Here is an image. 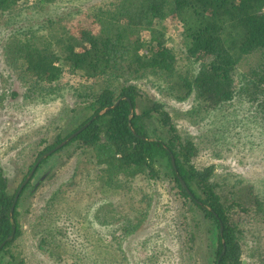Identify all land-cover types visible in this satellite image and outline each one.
<instances>
[{
    "label": "trees",
    "instance_id": "16d2710c",
    "mask_svg": "<svg viewBox=\"0 0 264 264\" xmlns=\"http://www.w3.org/2000/svg\"><path fill=\"white\" fill-rule=\"evenodd\" d=\"M73 1L0 0V19ZM170 21L180 31L172 48L166 45ZM57 24L45 33L15 30L2 47L5 62L23 79L26 100H50L57 92L51 85L67 73L79 81L80 105L90 112L64 138L47 144L48 138L41 139L38 144L46 145L34 149L24 175L86 125L42 159L31 177L50 157L73 148L64 190H54L33 216L39 248L61 264H120L112 253L119 245L105 243L101 227L109 234L135 233L150 217L151 183L165 177L177 203L173 222L181 210L199 211L216 230L213 264H241L243 219L254 220L264 233V192L255 193L243 179L217 181L213 166L197 169L194 160L206 152L221 156L220 146L231 153L234 139L240 152L241 140L249 149L261 142L264 148V0H101L89 6L83 21ZM141 82L178 102L192 100L184 115L195 125L206 121L204 139L180 135L163 105L140 91ZM151 122L157 130L149 133ZM227 129L241 132L228 136ZM154 132L159 134L151 137ZM25 188L10 213L17 189L10 191L0 167V264H24L17 209ZM65 253L72 261L61 258Z\"/></svg>",
    "mask_w": 264,
    "mask_h": 264
},
{
    "label": "rangeland",
    "instance_id": "374dc122",
    "mask_svg": "<svg viewBox=\"0 0 264 264\" xmlns=\"http://www.w3.org/2000/svg\"><path fill=\"white\" fill-rule=\"evenodd\" d=\"M99 1L101 0L59 2L55 5H45L41 9H26L20 16L14 17V20L0 19V167L11 192L18 189L24 180V175L34 160V149L43 148L56 136L64 138L83 118L89 116L90 112L83 111L80 105V99L75 90L79 86V81L74 75L67 73L63 74L58 83L51 85L57 89V92L54 96L47 98L50 100L45 102L31 100L33 98L26 100L23 79L5 62L3 57L2 47L6 38L13 31L22 28L40 29L41 33H45L49 26L58 27L57 22L61 24L72 22L74 25L77 20L83 21L89 6ZM171 23L170 26L173 27L166 39V45L169 48L178 46L180 42L178 25L174 21ZM138 86L148 98L163 105V109L170 115L171 123L180 135L187 134L193 138L202 136L204 139L209 127L206 121L195 125L184 115L191 108L192 100L178 102L150 83L141 82ZM32 96L36 95L33 93ZM156 130V124L151 122L149 133ZM234 132H241V129H227L224 134L229 136ZM158 134L159 132L157 134L154 132L151 137H156ZM44 138H48L46 144H38ZM233 142L236 146L231 153L227 152L225 146H220L223 151L219 157L209 155V152L198 155L194 160L196 168L213 166L217 181L228 179L232 182L243 179L244 184L254 186L255 193H263V142L257 145L249 144L252 147L249 149L247 141L241 140L244 147L242 152L237 145L238 141L234 139ZM209 147L211 148L212 145L209 144ZM72 151L73 148H66L43 162L35 176L26 184L17 209L18 221L22 229L17 243L23 251L24 264H61L57 257H49L39 248L37 244L39 241L33 235L31 226H33V216L36 211H39V207L52 192L58 188L64 190L71 173V164L67 157L71 156ZM39 183L42 185L38 191L32 192L31 188ZM151 185L154 201L150 217L135 233L119 229L109 234L111 231L107 232L103 227L100 229L99 234L105 243L112 240L119 245V249L112 252L116 255L118 262L120 264H213L217 246L216 230L211 229V224L199 211L194 214L181 210V217L173 222L172 219L178 209L177 203L171 200L168 192L171 186L169 180L162 177L154 180ZM31 192L34 195H31ZM112 200H115L116 206L118 201L113 197ZM95 209L94 206V212ZM253 221L243 219L240 227L241 264H264V233L258 231ZM118 227L119 225L116 224L113 229ZM179 234H185V236L177 238ZM181 249H184V252H180ZM159 250L163 253L157 254ZM67 254L61 255V258L67 261Z\"/></svg>",
    "mask_w": 264,
    "mask_h": 264
},
{
    "label": "water",
    "instance_id": "95a60500",
    "mask_svg": "<svg viewBox=\"0 0 264 264\" xmlns=\"http://www.w3.org/2000/svg\"><path fill=\"white\" fill-rule=\"evenodd\" d=\"M117 104V103H115ZM108 110V109H106ZM106 110L102 111L100 114H102L103 112H105ZM86 128V125H84L83 127H81V129H79L78 131H76L75 133H72L69 137H67L65 140H63L59 145H57L54 149L50 150L49 152H47L46 154H44L43 156H41V158H39L36 163L34 164V166L32 167V169L30 170V172L28 173V175L26 176V178L23 180V182L20 184V186L17 189L16 195L14 197V201H13V205L11 207L10 213H12L13 211V206L14 203L16 202L20 192L22 191V189L24 188V186L29 182V180L31 179L33 173L35 172V169L37 168L38 164L40 163V161L44 158H46L47 156L51 155L52 153H54L56 150L60 149L61 147H63L64 145H66L71 139H73L77 134H79L82 130H84ZM172 165H174V161L172 160ZM179 181L182 185V187L184 189H186V185L184 184V182L179 178ZM220 231H222V227H220ZM5 243V242H4ZM4 243H2L0 245V248L4 245Z\"/></svg>",
    "mask_w": 264,
    "mask_h": 264
}]
</instances>
